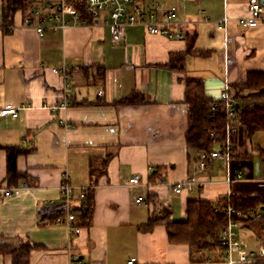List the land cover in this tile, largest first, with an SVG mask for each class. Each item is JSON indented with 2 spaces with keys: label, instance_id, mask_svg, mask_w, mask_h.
Listing matches in <instances>:
<instances>
[{
  "label": "crops",
  "instance_id": "0c3cea01",
  "mask_svg": "<svg viewBox=\"0 0 264 264\" xmlns=\"http://www.w3.org/2000/svg\"><path fill=\"white\" fill-rule=\"evenodd\" d=\"M154 1L177 7L182 39L128 24L114 41L105 13L85 24L47 26L38 36L25 24L38 2L15 11L9 32L0 25V106L18 107L16 117L0 115V187L8 188L5 147L23 150L16 165L25 173L9 186L16 188L10 196L0 197V248L37 244L29 264H70L72 255L77 264H128L131 257L132 264H227L220 250H198L194 259L201 261L191 262L187 245L169 241L165 219L141 229L153 214H162L159 206L136 198L158 197L166 205V220L177 221L185 219L190 198L217 201L228 190L236 199L264 197V129L248 135L235 117L227 129L229 159L211 158L201 168L200 151L186 144L184 102V79L195 76L213 100L228 88L238 104L264 105V100L246 98L243 84L248 72L264 71V21L254 27L238 24L249 15L248 0ZM224 17L226 27L218 28ZM132 94L143 100L119 103ZM62 100L67 104L60 107ZM91 161L103 172H95L90 222L78 224L79 233L69 239L60 185L66 178L75 189L90 186ZM155 166L161 176L150 182ZM237 172L242 179L228 184L227 176ZM135 174L151 183L150 190L129 181ZM189 176L199 184L174 193L170 183ZM238 239L249 251L264 244V234H257L250 221H242ZM232 255L231 264H241L237 251ZM0 264H13L12 256L0 253Z\"/></svg>",
  "mask_w": 264,
  "mask_h": 264
},
{
  "label": "trees",
  "instance_id": "16d2710c",
  "mask_svg": "<svg viewBox=\"0 0 264 264\" xmlns=\"http://www.w3.org/2000/svg\"><path fill=\"white\" fill-rule=\"evenodd\" d=\"M39 0H2L0 9V25L4 31L9 32L13 23V15L15 11L21 9L27 11L31 5ZM72 1V0H71ZM80 13L81 18L91 21L92 16L85 10L82 0H76L74 3ZM30 12V11H29ZM29 14V13H28ZM194 35L189 36L186 51L190 52ZM184 102L188 107V129L185 139L187 147L195 148L198 151L210 150L216 144L224 142L227 138V129L231 120L228 116L226 103L217 100L214 113L211 112V104L215 99H211L206 95L203 82L195 76L185 77ZM246 90V98L264 100V71H250L246 75L244 81ZM140 94H132L119 100V103H137L142 101ZM236 117L246 127L248 135L264 129V105L254 104H238L236 106ZM213 133V136L210 133ZM214 137V138H213ZM6 152V175L4 182L6 186H15L19 180L25 178V173L17 170V157L23 153V150L15 147H5ZM109 159V155L101 160L104 166ZM91 161L90 177L92 184L86 191L88 208L80 210L77 214L76 221L79 225H88L92 212V188L96 182V173H102L101 167L97 170ZM98 171V172H97ZM96 172V173H95ZM161 176V167H153L148 175L150 182H155ZM152 196V195H151ZM151 197H149L150 199ZM219 200V199H218ZM217 200V201H218ZM232 204L245 212L249 208L258 209L260 216L240 217L242 221H250L254 225L257 234H264V197L247 196L239 199L231 197ZM167 211L164 209L161 216H151L146 223L141 224L143 230H150L159 219H165V226L168 239L171 243L185 244L189 248L191 262H199L195 260L194 255L198 250L208 252L220 250L219 237L222 227L226 223V216L219 208H216V201L201 200L199 198H190L186 202L185 219L183 220H166ZM38 245L29 241L20 242L15 246H3L0 253L10 254L13 264H29L30 252ZM252 264H264L263 258H258Z\"/></svg>",
  "mask_w": 264,
  "mask_h": 264
},
{
  "label": "built area",
  "instance_id": "2783aa9c",
  "mask_svg": "<svg viewBox=\"0 0 264 264\" xmlns=\"http://www.w3.org/2000/svg\"><path fill=\"white\" fill-rule=\"evenodd\" d=\"M76 0H39L32 8L31 14L25 18V24L31 25L35 28L38 36H43L47 26L65 27L72 22H80L82 24L88 23L86 19L81 18L77 6L74 4ZM85 10L92 16L98 17L101 13L108 16V26L110 34L114 41H118L124 34V27L128 24H141L148 33L161 34L169 38L182 39L184 37L183 31L176 26L177 7L174 5H165L159 1L151 2V0H82ZM247 8L249 15L247 17L239 18L238 24L243 27H254L259 22L264 21V5L259 0H248ZM227 17L222 18L217 22V27L224 29L227 24ZM1 21V20H0ZM11 30V27H10ZM53 71H58V68H52ZM65 71V67H62ZM98 90V94H101ZM217 100L226 103L227 112L230 120L236 117V106L238 100L229 93L228 88H224L215 102L211 104V112L214 113ZM67 104L66 100L59 103L60 107ZM18 114V107L13 103H5L0 106V115L16 117ZM213 136V133H210ZM214 138V137H213ZM222 157L229 159L230 144L227 140L218 144V148H211L210 150H202L198 156L199 166L204 168L211 158ZM264 163V156H263ZM242 179L240 172L233 173L227 176L228 184ZM133 184H143L149 190L151 183L143 182L138 174L133 175L130 180ZM171 189L174 193H179L184 186L191 188L195 184H199L194 176H189L182 181L170 183ZM89 186H84L75 189L66 178L60 185V191L63 196V201L66 208V224L69 228L68 238L71 239L75 233H79L80 226L76 224L75 220L80 210L88 208L86 198V191ZM16 188L0 187V197L10 196ZM232 192L228 190L223 197L216 201V208L226 216V223L221 229L219 237V246L223 255V261L231 264L235 261L233 252L237 251L236 260L241 264H252L258 258L264 259V244H261L255 251H249L241 247L238 239V230L241 226L242 220L240 217H255L260 216L258 209L249 208L242 212L239 208L232 204ZM75 198L76 205H72L71 201ZM136 202H144L150 206H159L158 213L162 214L166 205L159 203V198L152 196L146 199L143 196H138ZM70 264H77L76 255L71 256ZM134 257H131L127 263L132 264ZM210 261V258H206Z\"/></svg>",
  "mask_w": 264,
  "mask_h": 264
}]
</instances>
